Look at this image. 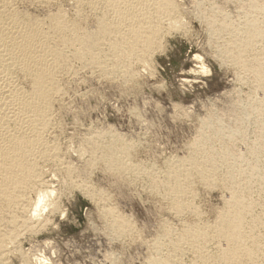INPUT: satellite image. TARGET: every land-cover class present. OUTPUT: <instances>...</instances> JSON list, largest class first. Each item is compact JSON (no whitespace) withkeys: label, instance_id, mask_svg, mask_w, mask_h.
<instances>
[{"label":"bare ground","instance_id":"obj_1","mask_svg":"<svg viewBox=\"0 0 264 264\" xmlns=\"http://www.w3.org/2000/svg\"><path fill=\"white\" fill-rule=\"evenodd\" d=\"M59 1L0 0V262L13 250L18 252L20 247L16 242L21 228L32 229L34 222L40 224L43 220L44 210H38L37 205L48 209V213L55 211L56 190L50 178H42L40 166L48 160L64 175H61L64 182L83 190L92 201L99 200L96 203H101L98 206L109 228L107 235L113 237L129 235L133 230L132 222L108 206L104 191L101 194L89 185L87 179L92 169L101 166V170L114 174L116 179L130 176L129 181L136 180L141 173L147 180V176L150 178L153 194H160L163 201L160 202L176 217L174 219L178 217L181 221L179 225H175L174 220L175 224L168 220L161 222V230L157 233L156 229L151 243L146 245L151 255L145 259V264H243L247 260L252 263L264 248L262 242H258L261 235V229L256 228L261 227L258 218L249 216L255 201L248 196L253 190L251 186L256 187L254 179L258 178L261 183L264 175V3L236 0L239 4L234 10L238 17L232 15L234 19H231L226 10L225 14L222 12L225 9L222 6H217L222 9L218 13L214 11L215 5L210 6L212 11L204 7L202 1L195 2H198L194 7L196 13L193 12L195 17L206 22L207 30L209 28L217 38L216 43L212 40L216 51L213 54L220 56L222 62L225 60L223 65L227 61L230 67L237 69L235 72L241 71V74L235 73L243 76L240 79L253 81L255 90L251 91L256 95L258 90L261 95L247 100L237 93L223 108L229 112L225 115L229 119L222 118L225 114L222 111H219L222 116L215 113L202 121L199 118L202 124L188 146V154L176 156L177 159L166 158L162 169L159 168L161 171L153 169L154 165L149 167L159 171L156 172L144 166L139 168L137 163L131 164L135 142L126 141L112 128L91 131L78 139L75 151L80 159L78 166L65 162L58 138L50 134L58 127L54 121L58 116L55 119L53 116L56 103L66 96L65 81L66 85L70 78L76 81L80 72L88 69L100 79L118 81L127 87L138 74L136 66L148 65L150 55L159 47L163 36L174 27L183 28L180 20L183 9L176 0H70L72 12L68 13ZM28 6H34L35 12ZM213 36L210 35L209 40ZM251 120L259 133H252L250 129L254 135L250 140L245 138L248 132L241 129L244 124L249 126ZM242 145L246 148L242 149ZM131 175H134L132 179ZM77 177L81 181H76ZM198 184L212 190L220 186L229 192L228 198L223 196L224 205L216 211L213 221L204 220L203 210L195 205L197 201L194 203L199 192L194 193V187ZM259 204L253 206L258 208ZM181 215H189L191 219L185 220L189 218H180ZM188 255L192 257L185 262ZM260 257L264 261V252Z\"/></svg>","mask_w":264,"mask_h":264},{"label":"rangeland","instance_id":"obj_2","mask_svg":"<svg viewBox=\"0 0 264 264\" xmlns=\"http://www.w3.org/2000/svg\"><path fill=\"white\" fill-rule=\"evenodd\" d=\"M176 1L177 3L179 2L178 5H180V9L184 10H182V16L180 18L181 22H183V28L178 29L179 27H174L170 30L169 34L167 33V35L165 34L163 36L161 39L162 41H160L161 45L159 44V47H157L159 49L156 48L150 55L148 65L145 68L136 66L138 74L135 75L133 83H128L127 87L123 84H121V86L118 81L117 83H112L116 81L109 82L108 80L100 79L97 73L93 74L88 69L82 70L76 81L70 78L69 81L67 80V85L66 81L64 82L66 86H64V88L65 91H67L65 93L66 96L64 95L65 97L61 100L64 102L60 101L61 103H56V115L54 113L53 116V119L58 116L57 119L54 120L58 127L55 126V129L53 128V130H51L52 133L50 132V135L55 139L58 138L57 141H59L58 143L61 147V153L63 152L62 156L65 157V162L73 166H78L80 159L78 158L79 155H76L78 152H75L77 151L78 141L84 136L89 135L91 131L96 133L100 132L101 129L104 131L108 128H112L114 133H118L126 141L135 142L136 146L132 148L131 153V160L133 161H131V164L137 163L136 166L139 168L144 166L143 168L148 167L149 169V167L154 165L153 169H162V165L165 164L164 161L168 158L171 159L172 156V159L176 156L180 158L188 154V146H190L196 134L199 133L197 130H199L203 118H207L216 113V115L219 116L223 115L222 118L229 119V116H225L227 113L225 110L227 109L225 108L223 110V108L226 107L232 98L236 97L237 93L247 100L261 95L258 90L255 91L256 95L252 92L255 90L253 81H246L243 78L240 79V77L243 76L237 74L241 71H238V73L235 72L237 69L230 67L231 64L227 63V61L223 65L225 60L222 62L220 56L213 54L216 53L214 43H216L215 41L217 40L215 39L217 38L210 33L209 28L207 30L206 26L208 24L206 22L204 23V21L195 17L196 8L194 7L198 4V2L195 3L196 1H202L203 6H207L206 8H210L212 11V6L215 5L216 9L214 7V11L217 10L216 12L218 13L225 8L222 12L225 14L227 11V15L231 19H234L235 16L238 17L236 10L239 2H236V0H228L230 3L227 0ZM193 1L195 4L192 3ZM241 1L244 2L245 0ZM260 1L264 3V0ZM246 2L247 0L244 3ZM59 3L63 5L66 10L68 9V13L72 12L70 0H61ZM218 5L219 7L222 6V9L220 8L221 10L217 9L219 8L217 7ZM186 6L190 8L187 9ZM31 7L32 6H28V9L35 12L36 9L33 8L34 6ZM228 8L231 11L234 10V8L236 10L232 11V13ZM211 10L209 14L212 12ZM232 15H234V17ZM209 34L211 37L213 36L210 40ZM212 40L214 43H212ZM198 58H201L202 60H200L202 62ZM238 76L239 79H237ZM235 81L239 82L236 83ZM69 82H72V84ZM62 106L63 108L61 109ZM227 115H229V112ZM252 121L253 120L250 122ZM193 123L195 125H193ZM253 123L254 122L250 123V125H252H249L250 127L248 124H244V128L241 129L245 131V133L248 132L245 134V138L250 140L254 139L252 133H259L257 132L258 128H256L257 126H255V123V129L253 128ZM249 132L251 134H249ZM241 148L245 149L246 146L244 148V145H242ZM238 149H240V147ZM51 163V161L49 163L48 160H45L41 162L40 166L42 168V178L46 180L50 178L52 188L56 190V193L54 192V196H56L55 198L57 200L55 211H49L48 213V209L44 210L45 212H42V217L44 218L40 224L34 222L35 226H33L32 229L23 230V228H21L22 230L20 229L19 232L20 238H18L16 242L17 246L20 247L18 248V252H16L17 250H13V253L16 254L13 256V253H10L4 256L5 258L1 260L0 264H35L33 258L41 253L51 261V264H145L148 256L151 255L146 245L151 243L152 237L154 238V234H156L157 230V233L161 230V222L168 220L174 224L177 222L175 225H179L181 221V219L178 220V217L174 219L176 217L166 209L167 207L163 205L164 203H162L163 201L160 194V197L156 193L153 194L151 191L152 187L149 185L151 180L148 176L147 180L146 177H144L146 176L145 174L144 176H142L143 173H141L142 175L139 174L140 176L136 177V180L133 178L134 175H131V179L133 178L131 181H129L130 176L129 179H127L128 177L126 176H121V178L117 176L116 179L114 174L112 176V173H106V171L101 170V166H97L92 169V173L88 176H91L87 179L89 185L94 188L96 187L95 190H100L101 194L102 191H104L103 195L106 194L105 196L109 199L107 202L109 205H107L112 207L113 210L118 211L117 213L123 217L126 216L125 218H128L127 220H131L133 223H131V227L133 228V230H131L133 232H129L130 234L133 233L132 235L129 234L119 237L108 236L107 231L109 228L99 208L101 203H96L99 200L92 201L87 193L86 195L83 193V190L77 187L79 189V191H77L78 189L75 188V186L73 188L72 185L68 184L66 181L65 183L64 180H62L64 179V177L62 178L64 175L56 170L57 167ZM150 169L153 170L152 168ZM161 169L159 171H161ZM153 171L159 172L157 170ZM262 176V180H264V175ZM73 180L75 181V178ZM78 180L81 181L79 178L76 181ZM262 180L260 183L258 178L256 180L254 179L256 187L251 186L253 187L251 188V190L253 189V193L250 192L248 196L252 201L254 199L255 203L256 200L260 203L258 209L254 207L255 205L257 206L258 203L255 204L253 202L254 206L252 205L251 208V212L253 211V213H250L249 216L256 220L258 218V223H260L261 227L257 225L256 228L261 230L259 232V229H256V232H259V235L261 234L263 236L260 235L262 238L260 236L258 237V242H262L260 244L264 245V241H262L264 240V234H262L264 233V223L261 224L264 222V181ZM256 181H258V185H256ZM196 186L197 190H195ZM196 186L194 187V193L197 191L199 192L196 193L197 198H195L194 203L197 201L195 205L203 210L200 209L204 220L213 221L216 211L220 210L219 208L224 205L223 196L225 195V198H228L229 192L225 191L226 189L224 190V188L220 186L213 188V190L212 188L202 187L201 184ZM254 188H256V192ZM257 193L260 195H257ZM258 196L260 199L256 198ZM261 212H263V214ZM254 213L257 215L255 216ZM186 216L181 215L179 217L183 219H185V217L189 218V215ZM207 218H209V220ZM190 219L191 217L185 220ZM147 241H149L148 244ZM261 250L264 252L263 247ZM262 251L258 252L259 258L256 257L254 261H252L253 264H259L260 261V264H264V261H262L260 257L261 253H263ZM190 256L191 255H188L189 258L186 257L185 262L191 259L192 256ZM27 258L30 261H28ZM247 262L248 260L243 262V264H252L250 263L251 261Z\"/></svg>","mask_w":264,"mask_h":264},{"label":"clouds","instance_id":"obj_3","mask_svg":"<svg viewBox=\"0 0 264 264\" xmlns=\"http://www.w3.org/2000/svg\"><path fill=\"white\" fill-rule=\"evenodd\" d=\"M38 210H46V208H42L41 205H37ZM36 215V213H33ZM35 260V264H51V261L43 254H39L38 256L33 258Z\"/></svg>","mask_w":264,"mask_h":264}]
</instances>
